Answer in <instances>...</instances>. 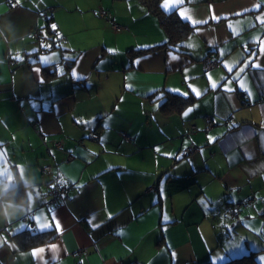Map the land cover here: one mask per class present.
I'll return each instance as SVG.
<instances>
[{"label":"crops","instance_id":"crops-1","mask_svg":"<svg viewBox=\"0 0 264 264\" xmlns=\"http://www.w3.org/2000/svg\"><path fill=\"white\" fill-rule=\"evenodd\" d=\"M161 3L184 46L155 47L142 0H0V264H264V0ZM49 19L66 37L45 47ZM168 91L193 99L165 110ZM55 178L70 196L48 206Z\"/></svg>","mask_w":264,"mask_h":264},{"label":"trees","instance_id":"trees-1","mask_svg":"<svg viewBox=\"0 0 264 264\" xmlns=\"http://www.w3.org/2000/svg\"><path fill=\"white\" fill-rule=\"evenodd\" d=\"M146 6L149 8V10L158 17L160 23L162 24L163 28L165 29L167 33V39L165 42L156 45L155 47H164V46H174V45H183V41L186 38V36L191 33L194 29V26L188 23L186 20H184L177 12V10H170L167 11L163 8L161 0H142ZM109 14L108 15H102L107 19V21L110 24V27L115 30L110 22V19L115 20V18L112 16V13L109 9H106ZM51 19L47 21V32L45 35L51 34L53 38L51 37L50 41H52L51 45H44L45 47H52L56 44L55 40V32L53 31L54 26L52 23H50ZM116 21V20H115ZM119 23V22H118ZM38 28V27H37ZM41 29L43 32V28ZM43 29V30H42ZM116 31V30H115ZM119 32V31H116ZM32 33V32H31ZM48 33V34H47ZM32 37V35H31ZM66 37V35H65ZM33 38V37H32ZM34 39V38H33ZM154 47V46H153ZM149 49V47H141V48H130V52L139 53L142 50ZM168 95L165 98V100L162 103V108L165 110H173V109H181L185 105L189 104L193 97L192 96H185L179 93L168 91ZM10 192L7 193V195ZM30 238L33 239V242H39L43 241L51 237V231H44V232H33V234L30 235ZM258 250L256 249H250L248 251H243L237 255L230 256L225 261H223L220 264H261L257 257ZM199 264H212L210 261H206Z\"/></svg>","mask_w":264,"mask_h":264},{"label":"built area","instance_id":"built-area-1","mask_svg":"<svg viewBox=\"0 0 264 264\" xmlns=\"http://www.w3.org/2000/svg\"><path fill=\"white\" fill-rule=\"evenodd\" d=\"M109 12L106 9H101V15H108ZM111 25L112 27L116 30V31H121L124 26L120 23H118L117 21L110 19ZM53 31L56 33L55 35L59 38V39H65V34L61 33L57 30L56 27H54ZM32 37L34 39L40 40L42 44H46V45H51L52 41L49 40V38L47 37L48 35H45L44 32L41 31V29L35 28L32 33H31ZM216 65V61L212 60L209 58V66L213 67ZM0 99H1V92H0ZM214 124V122L209 119L208 124L206 125L205 129L209 130L211 128V126ZM36 125V123H35ZM192 129H196V125L192 126ZM123 135L125 138L130 139V136L123 132ZM99 132L98 131H93L91 133V137L94 139H99ZM53 144L56 147H63L65 144V138H60V139H55L53 140ZM193 149V147H189L186 150H184L185 153L190 152ZM42 171L46 174H52L53 173V165L51 164H47L45 166H43ZM47 188V192L50 195V198L46 201V204L48 206H52L53 204L59 202V201H63L66 200L67 198H69L70 196V185L61 181L59 178H55L53 182L48 183L46 185ZM153 189H155L156 187H152ZM227 208L229 209L230 213L235 214L237 212V206H232L230 203H227ZM84 250H80L79 253H82Z\"/></svg>","mask_w":264,"mask_h":264},{"label":"snow or ice","instance_id":"snow-or-ice-1","mask_svg":"<svg viewBox=\"0 0 264 264\" xmlns=\"http://www.w3.org/2000/svg\"><path fill=\"white\" fill-rule=\"evenodd\" d=\"M164 6L167 7V4H165ZM189 46H190V45H189ZM172 58L175 59L176 57H172ZM17 59H20V57H17ZM42 59H44V58H42ZM257 67H258V66H257ZM229 71H231V69H229ZM241 71H243V69H241ZM211 86H212V87H217V85H216L215 83H213ZM193 93H194L195 95H197V96L200 95V93H199L198 91H196L195 89H193ZM184 95L187 96L188 93H184ZM192 110H193L192 108L187 109V111L184 112V115L187 116L188 113H190ZM34 219H36L37 222H39V217H34ZM52 226H53V225H52L51 223H50V224H47V225H44V227H52ZM54 226H55V229H56V230H60V229H61V226H60V224H59L58 222H56ZM52 248L54 249V248H55V245H53ZM44 251H45V250H44L43 248H41V249L34 250L32 254H33L34 256H36L38 253H43ZM261 259L264 260V257H262Z\"/></svg>","mask_w":264,"mask_h":264},{"label":"rangeland","instance_id":"rangeland-1","mask_svg":"<svg viewBox=\"0 0 264 264\" xmlns=\"http://www.w3.org/2000/svg\"><path fill=\"white\" fill-rule=\"evenodd\" d=\"M100 13H101V10H100ZM83 19V18H82ZM84 21V20H83ZM85 22V21H84ZM85 23H88V22H85ZM69 24V23H68ZM91 24L93 25V22H91ZM85 32H87V33H91V32H94V30L92 29V30H90V29H87V30H85ZM111 35H113V34H116L117 32L115 31V30H112V29H110V32H109ZM262 254H264V251L262 252ZM264 263V262H263Z\"/></svg>","mask_w":264,"mask_h":264}]
</instances>
